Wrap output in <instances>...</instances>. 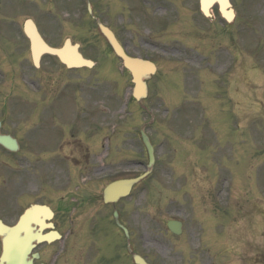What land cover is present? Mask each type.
<instances>
[{
    "label": "rangeland",
    "instance_id": "1",
    "mask_svg": "<svg viewBox=\"0 0 264 264\" xmlns=\"http://www.w3.org/2000/svg\"><path fill=\"white\" fill-rule=\"evenodd\" d=\"M8 1L10 22L19 23L11 24L7 20L11 36L0 37V112L3 113L0 119L3 116L7 119L8 129L16 127L20 134L26 133L27 141L21 142V147L33 145L35 151L71 134L79 137L81 132L85 139L94 140L89 147L93 162L84 165L89 170L82 175L87 177L88 188L78 192L83 197L79 205H105L97 199V183L112 180L116 168L128 170V177L144 170L145 158L140 155L135 132L147 115L133 104L126 109L121 107L126 91L124 77L111 58L105 63L101 61L104 63L101 70L99 67L89 72L84 70L85 73L61 70L65 73L63 82L77 83L73 85L79 87L78 92L53 91L52 85L59 82L60 73L52 67L55 80L50 82L47 98L43 90L42 99L36 98L21 78V69L12 62L13 47L19 53L24 46L19 30L21 16L32 15L49 43L65 35L78 40L81 50L90 58L95 52L91 44L94 30L86 21L84 27L73 26V0H66L60 8L69 14L68 17L62 14L61 29L60 25L54 26L49 16L38 17L30 12L34 6L38 9L37 0ZM175 1V5L168 0L156 3L163 7L161 10H155L153 4L148 6L147 0L104 1L111 26L121 32L123 42L136 54L144 51L147 41L156 44L155 38H159V34L149 31L154 26L152 11L164 20L171 18L177 7L183 13L161 30L163 34L158 39L165 47L159 60L164 74L158 75L157 82L150 83L147 98L152 110V127L147 130L152 132L156 144L152 171L116 205L122 207L135 250L147 251L144 253L148 258L160 264H196L202 257L204 264H235V261L245 264L252 249L264 248V211L257 203L264 205V0H230L235 11L230 24L218 15L216 7L212 8L214 20L208 21L198 11L197 0ZM98 44L103 45L102 41ZM146 50L148 54L155 52L152 47ZM183 52L188 58H184ZM170 53H175V57ZM169 57L174 60L170 61ZM177 57L183 58L178 61ZM44 58L42 63H50V59ZM183 64L188 66L186 72ZM20 65L27 68L24 61ZM224 74L228 77L220 76ZM93 75L97 76L92 78ZM157 85L161 91L159 98ZM80 103L85 110H91L88 119L91 126L77 112ZM126 121H130L128 126H122ZM92 129L94 134L90 133ZM63 148L65 151L66 147ZM54 150L51 147L45 152L47 155L40 151L32 163L23 159L18 171L23 173L20 186L38 184L37 177L50 172L51 187L46 191L56 208L68 205L70 197H77L73 193L64 195L65 191L61 190L63 169L70 174L71 189L79 176L72 166L60 161ZM23 154L31 157L29 152ZM46 157L50 163H44ZM42 168L47 171L38 170ZM198 206L202 209L196 213ZM170 216L180 217L185 224L183 234L177 239L165 229L164 219ZM95 218L97 213L94 221ZM238 219L245 226L239 239L241 257H236L237 242L235 235L232 236ZM99 221L101 235L96 233L95 237L108 240L104 253L113 251L117 264H130L122 251L119 231L106 216L99 214L96 223ZM74 238L78 240L77 236ZM197 238L201 243L197 244ZM192 245L196 252L191 251ZM238 251L242 253L240 248Z\"/></svg>",
    "mask_w": 264,
    "mask_h": 264
},
{
    "label": "flooded vegetation",
    "instance_id": "2",
    "mask_svg": "<svg viewBox=\"0 0 264 264\" xmlns=\"http://www.w3.org/2000/svg\"><path fill=\"white\" fill-rule=\"evenodd\" d=\"M47 2L45 5V12L51 13V0H44ZM106 0H92V13L94 18L99 19V21L105 24L109 29L112 30L114 36L116 37L117 41L122 45L123 50L129 56H132L131 46L122 41V39L114 32L111 27V23H108L106 20L103 19L106 12V6L104 4ZM7 3V4H6ZM3 3L0 0V17L4 14L9 13L8 7L10 3L6 1ZM159 6H157L158 8ZM93 20V19H92ZM94 24L96 25L97 22L94 19ZM0 30L2 31V26H0ZM111 50V49H110ZM113 59H117L113 54L112 50L109 52ZM144 58L151 57L153 55H142ZM119 60V59H118ZM28 64L26 65L27 68H34L30 62V58L26 59ZM42 58L40 59V63L36 69L38 71H42V76L45 81V94L46 97L48 96L47 93L51 90V70L49 63L42 64ZM30 62V63H29ZM42 65L45 67L42 68ZM65 68V67H64ZM76 71V70H71ZM27 75L30 77L31 73L29 70L26 72ZM125 79L130 80V73L125 70ZM153 76L147 81V89L149 92V85L152 82ZM77 83H71L67 86L66 91L69 90L77 91V85H73ZM159 89V85H157ZM160 89L157 92L156 96L160 95ZM77 112L82 113V117L85 116L87 118L86 123H88V119L90 118V111L83 105H77ZM49 109V108H46ZM84 113L86 115H84ZM49 114L48 111L45 112V116ZM83 123V122H82ZM82 128V124L78 125V134L79 129ZM94 130V129H93ZM27 132V131H26ZM30 133V131L28 132ZM82 133V132H81ZM81 133L79 134L81 136ZM0 134L2 135H9L11 138H14L19 148L16 152L8 153L6 149L0 146V151L5 150L8 153V157L11 158V164L5 162L4 160H0V166H11L12 168L14 165H17L20 158L24 160H29L31 157H37L40 151L47 155L45 152L51 149L52 145L51 142L45 147H39L34 150L35 148L33 145L30 147H21V142L27 141L26 133H19L16 127L12 129H8V123L5 121L0 120ZM77 137L76 135H69V137L63 139L59 145V158L62 161L75 163L78 165L81 162L89 161L91 156V147L90 143L93 144L94 140H88L81 136ZM37 142V140H36ZM38 143V142H37ZM66 147L65 151L63 147ZM25 152H29L31 157L25 156ZM20 153H22L20 155ZM28 155V154H27ZM45 159V158H44ZM46 161L50 160L46 157ZM45 171V170H44ZM46 174V172H44ZM38 184H34L31 186H20V175L17 171H4L0 169V225H14L19 221L20 215L25 211L26 208L30 207L31 204H38L42 206V209H46V207L52 211L53 214L50 213L49 216L40 215L38 220L41 221L44 225H49L45 227L43 230L39 231V226L35 222H31L30 228L31 232L34 234L37 231L42 234H50L52 235L53 232H56L58 237L56 240H50L49 242L44 241L41 243L33 244L32 249L28 254L29 260H31L32 264H117L116 254L115 252H109L105 254L103 251V247L108 240L106 237L101 238L99 237L96 239L95 234L100 233L101 230L99 229L100 221L96 223L97 219L99 218V214L109 220L108 210L112 208L111 205H97L99 208L96 210H100L97 212V217L95 221L93 216L95 215L94 212L85 213L84 211L87 210L86 205H62L61 207H53L50 204V193L46 191V189L50 186V176L48 173L45 177L39 175L38 177ZM43 186V188H42ZM86 214V215H85ZM48 215V214H47ZM85 215V216H84ZM110 221V220H109ZM244 226H240L237 233L236 238L241 239L243 234ZM83 232L82 235L79 236V233ZM78 237L76 240L74 237ZM68 237V239H67ZM2 251V240L0 237V253ZM122 251L128 257L129 263L131 264V257L126 252V244L122 245ZM146 257V255H145ZM242 264V263H241ZM255 264V262H253Z\"/></svg>",
    "mask_w": 264,
    "mask_h": 264
},
{
    "label": "water",
    "instance_id": "3",
    "mask_svg": "<svg viewBox=\"0 0 264 264\" xmlns=\"http://www.w3.org/2000/svg\"><path fill=\"white\" fill-rule=\"evenodd\" d=\"M213 3H216L218 5V9L220 14L227 19L228 21L231 20L233 16V12L231 9V6L229 4L228 0H200V9L201 12L206 16L210 17V11L209 8ZM101 32L107 37L109 43L112 45L114 51L121 56L124 59V65L131 70L132 76H133V81L136 84V90L141 92L144 90V86L140 84V80L143 76H145L146 72H153V67L147 68L145 62H140L137 60L133 59H127L125 58L121 51L118 50V48L115 46L113 42V37L110 34V32L103 27L99 26ZM24 31L27 35V37L30 40L31 44V51L33 57H37L39 54L42 52H49V53H54L59 56V58L65 62L68 66L75 65V66H80V65H89V63L82 59L81 56L75 51V48L73 47L72 49L66 46L65 48L61 50H55L47 47L39 35L37 34L35 27L33 24L29 21L25 22L24 24ZM144 85V84H143ZM137 96V95H136ZM139 99V95L136 97ZM141 140L144 143L147 153H148V158H149V167L151 166L153 162V158L151 155V148L149 141L146 136H144L143 133L140 134ZM3 144L6 146H11V144L4 143L5 141L1 140ZM145 174L134 178V179H126V180H119L115 181L113 183H110L107 185L103 191H102V199L105 203L111 202L113 205L116 202V200L119 197L125 196L128 194L132 184L140 180ZM33 211H28L25 213L23 220L19 223L18 226L12 227V228H5L6 234L3 238V253L1 256V261L4 262V264H29L26 261V254L29 250L28 247V241L29 238H32L26 233V226L25 224L27 223L26 221L28 218L31 217ZM113 217L116 220V223H118L117 219V214L114 212ZM168 227L176 234H178L179 231V224H174L172 222L168 223ZM20 231H24V235H20ZM124 233L126 234V231L123 229ZM37 240H40L42 238L36 237ZM130 251V249H129ZM133 262L136 264H145L144 261L136 254L131 253Z\"/></svg>",
    "mask_w": 264,
    "mask_h": 264
}]
</instances>
